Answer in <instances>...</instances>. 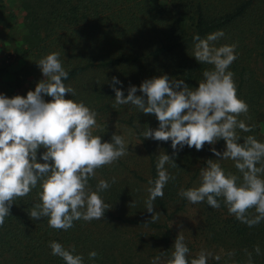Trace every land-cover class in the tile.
<instances>
[{"label":"trees","instance_id":"1","mask_svg":"<svg viewBox=\"0 0 264 264\" xmlns=\"http://www.w3.org/2000/svg\"><path fill=\"white\" fill-rule=\"evenodd\" d=\"M21 5L26 30L21 44L8 56L16 61L30 58L40 70L36 63L41 58L59 52L69 73L64 83L76 91V95L67 94L65 98L83 101L98 114L99 127L93 134L111 142L115 127H125L134 134L136 144H127L128 155L97 169L95 178L89 181L93 190L101 179L111 184L101 193L110 206L102 220H80L68 231L54 230L48 226V218L36 221L28 215L40 202L39 185L28 196L15 200L11 215L0 227V264H65L51 254V241L65 248L74 245L75 254L83 256L84 264H151L161 252L167 264L177 237L171 221L191 204L178 193L181 188L199 186L201 168L215 155L207 144L202 151L185 146L175 158L178 168L165 165L175 180L165 186L163 199L154 201V211L161 216L151 222L152 214L145 206L148 181L157 178L160 152L172 156L171 141L144 139L140 134L143 128H158V120L130 104L116 105L112 88L123 91L126 98L130 86L139 88L143 81L162 75L198 87L203 71L213 66L196 61L193 37L203 39L222 30L225 35L215 42L216 47L238 45V59L229 70L235 74L239 97L249 105L247 117L239 119L255 126L247 133L237 129L243 143V138L256 131L264 102V0H22ZM113 77L121 84L113 85ZM20 80L15 87H20ZM34 80H30V86ZM4 95L24 96L13 89ZM44 99L50 102L52 98ZM212 147L217 151L226 148L223 140ZM43 152L38 150V162H43L39 159ZM221 166L226 173L241 176L232 160L221 161ZM132 202L134 206H129ZM220 203L219 209H212L206 202L191 205L196 208V220L192 235L185 236L189 259L197 255L193 249L197 243L214 249L208 264H249L248 252L253 254L252 264H264V222L248 227L228 213L222 199ZM147 244L151 245L149 249L160 251L146 249ZM257 245L260 255L254 252ZM91 251L98 253L95 260L89 259ZM217 255L218 261L214 259Z\"/></svg>","mask_w":264,"mask_h":264},{"label":"clouds","instance_id":"2","mask_svg":"<svg viewBox=\"0 0 264 264\" xmlns=\"http://www.w3.org/2000/svg\"><path fill=\"white\" fill-rule=\"evenodd\" d=\"M224 35L219 30L203 39L199 35L193 37L196 61L213 66L203 71V79L196 88L168 75L147 79L139 88L130 86L126 98L123 91L112 88L116 105L130 104L158 120V128H143L140 134L144 139L171 141L172 156L160 152L157 178L148 181L145 206L152 214L151 222L161 216L154 211V201L163 199L165 186L169 180H175L165 165L178 168L175 158L180 150L187 146L202 151L206 144L219 159L207 160L206 167L200 170L199 186L181 188L178 195L193 205L206 202L212 209H219L222 199L228 213L248 227L264 222V142L254 135L239 142L237 129L247 133L255 126L239 119L247 117L249 105L239 97L235 74L229 70L238 59V45L215 46ZM36 64L43 79L34 91L29 90L26 97L12 98L0 93V227L11 215L14 201L28 196L39 185L40 202L28 213L30 219L39 221L46 217L50 228L68 231L76 221L90 223L104 218L110 206L101 193L111 184L101 179L93 190L89 181L95 178L97 169L118 162L128 155L129 149L122 135L113 134L111 142H103L101 136L94 135L93 129L99 127L97 112L83 101L65 98L67 94L76 95V91L64 83L69 73L59 52L47 54ZM112 84L121 82L113 77ZM138 91L142 95H136ZM44 97L52 99L46 102ZM137 126L140 127L138 122ZM220 140L225 142L223 152L212 147ZM40 149H44L39 157L42 163L37 158ZM229 159L242 180L241 176L226 173L222 168L219 161ZM129 206H134V202ZM182 233L174 241L167 264H208L212 253L205 250L189 259L190 249ZM49 247L51 254L62 258L65 264H84L83 256L75 254L74 245L65 248L51 241ZM254 252L260 255L259 245L254 247ZM88 255L90 260H95L98 253L91 251ZM163 255L161 252L151 264H158ZM247 255L252 264V252ZM214 259L218 261L220 257Z\"/></svg>","mask_w":264,"mask_h":264},{"label":"rangeland","instance_id":"3","mask_svg":"<svg viewBox=\"0 0 264 264\" xmlns=\"http://www.w3.org/2000/svg\"><path fill=\"white\" fill-rule=\"evenodd\" d=\"M21 1L22 0H0V93L5 94L13 89L17 91L18 94H23L26 97L29 90L34 91L35 85L43 79V75L41 70H36L30 58L16 61L8 56L15 47L21 44V37L26 30L24 24L25 12L22 9ZM157 1L158 0H152L153 3ZM1 70L3 71L1 72ZM18 78H21L20 81L23 82L20 84V87H15ZM32 79H35V82L30 86L29 82ZM115 132L125 138L126 144L132 146L136 144L134 134L125 127H115ZM251 135H254L260 142H264V102L257 116L256 131ZM223 151L224 150H220V152ZM218 159L219 158L215 156L214 161ZM219 162L221 163V161ZM189 205L190 206H188L185 211L177 213L172 219V226L175 227L177 236L182 231L184 237L192 235V229L196 220V208L191 206L192 204ZM190 241L193 242V240ZM145 247L154 252L160 251L155 248L149 249L151 247L150 244H147ZM193 249L195 254H198L201 250L210 252L212 255L215 253L214 249L203 248L197 243L193 244ZM154 258H152V260ZM158 264H166L164 257L161 256Z\"/></svg>","mask_w":264,"mask_h":264}]
</instances>
